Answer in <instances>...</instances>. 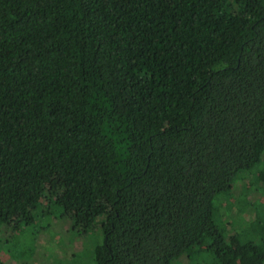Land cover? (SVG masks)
Returning a JSON list of instances; mask_svg holds the SVG:
<instances>
[{"label":"trees","instance_id":"16d2710c","mask_svg":"<svg viewBox=\"0 0 264 264\" xmlns=\"http://www.w3.org/2000/svg\"><path fill=\"white\" fill-rule=\"evenodd\" d=\"M255 169L264 0H0V226L47 196L96 264H264V188L221 204Z\"/></svg>","mask_w":264,"mask_h":264},{"label":"rangeland","instance_id":"374dc122","mask_svg":"<svg viewBox=\"0 0 264 264\" xmlns=\"http://www.w3.org/2000/svg\"><path fill=\"white\" fill-rule=\"evenodd\" d=\"M256 174L257 169L242 174L241 180L235 182L233 192L221 204L225 205L229 201L238 205L244 198L256 199L264 188V184L256 179ZM260 201L264 202V196ZM237 208L233 206L227 218L231 219V232L235 230L232 226L239 229L240 226L246 227L251 221L249 211L244 218L238 215ZM34 214L33 220L22 223L19 229L5 224L0 226L2 264H96L95 248L104 240L98 224L87 232L74 229L72 221L61 217L60 210L47 196L43 197L42 204ZM183 262L190 264L185 258Z\"/></svg>","mask_w":264,"mask_h":264}]
</instances>
